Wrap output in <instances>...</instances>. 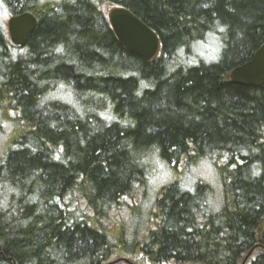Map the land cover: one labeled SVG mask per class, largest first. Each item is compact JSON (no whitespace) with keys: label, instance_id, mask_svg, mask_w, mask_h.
<instances>
[{"label":"trees","instance_id":"16d2710c","mask_svg":"<svg viewBox=\"0 0 264 264\" xmlns=\"http://www.w3.org/2000/svg\"><path fill=\"white\" fill-rule=\"evenodd\" d=\"M114 7L155 32V59L119 44ZM3 10L37 25L17 47L0 22V264H264V82L229 78L264 44V0Z\"/></svg>","mask_w":264,"mask_h":264},{"label":"water","instance_id":"95a60500","mask_svg":"<svg viewBox=\"0 0 264 264\" xmlns=\"http://www.w3.org/2000/svg\"><path fill=\"white\" fill-rule=\"evenodd\" d=\"M110 28L119 44L128 52L145 60L155 59L160 42L153 30L129 11L114 7L107 13ZM7 31L12 45L24 47L37 25L36 18L28 13L10 16ZM230 81L243 86L258 87L264 82V44L251 60L230 72Z\"/></svg>","mask_w":264,"mask_h":264},{"label":"rangeland","instance_id":"374dc122","mask_svg":"<svg viewBox=\"0 0 264 264\" xmlns=\"http://www.w3.org/2000/svg\"><path fill=\"white\" fill-rule=\"evenodd\" d=\"M44 1V0H43ZM47 1V0H46ZM38 5H39V2L37 3ZM8 16H9V13H7V11H2V12H0V22H1V24L3 25V26H6V22H7V20H8ZM210 46H208V47H213V48H215V46L217 45V43L215 42V41H213L212 42V44H209ZM208 47H204V48H199L198 50H200V49H204V50H202L203 51V53H204V55H208ZM211 55H209V56H207L208 58L209 57H211V58H215V60L217 59V52H216V50H211L210 52H209ZM213 53V54H212ZM207 57H206V59H204L205 61H208L207 60ZM214 60V61H215ZM6 129V131L3 133V134H1L0 135V153H1V151L4 149V146L6 145V135H7V128H5ZM194 171L196 172V173H199V174H204L205 173V171H206V169H205V167L204 166H196L195 168H194ZM154 174V175H153ZM152 174V177L150 178V180H149V183L152 185V186H156L159 182H160V180L162 179V177H163V171H161L160 170V168L158 169V171L157 170H155V172ZM210 176H211V185L214 187V189H215V193L217 194L218 193V185H217V183H216V175H215V173H214V171H213V169H211L210 168ZM152 192V191H151ZM153 194H154V192L152 193V196H153ZM151 195V194H150ZM146 196V195H145ZM151 199H152V197H151ZM144 206H146V203L144 204Z\"/></svg>","mask_w":264,"mask_h":264}]
</instances>
